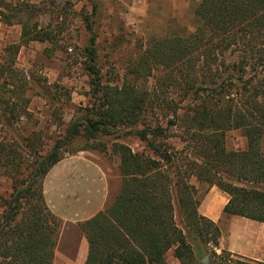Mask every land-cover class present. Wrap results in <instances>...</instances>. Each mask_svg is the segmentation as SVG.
<instances>
[{"label":"trees","instance_id":"1","mask_svg":"<svg viewBox=\"0 0 264 264\" xmlns=\"http://www.w3.org/2000/svg\"><path fill=\"white\" fill-rule=\"evenodd\" d=\"M23 10L0 0V21L12 25ZM195 15L193 31L151 39L127 76L113 85L102 82L92 33L85 69L99 102L95 111L77 117L35 168L40 181L24 178L27 185L5 201L0 264L53 263L61 221L43 195L46 173L64 157L60 149L69 140L124 128L146 146L135 152L115 143L122 185L104 210L81 223L89 242L85 264H171V249L177 264H203L192 238L218 249L222 231L200 212L203 193L194 178L230 195L226 215L264 222V0H200ZM84 19L92 31L90 17ZM18 22L21 44H8L0 55V177L22 174L27 156L42 150L39 132L25 135L18 127L31 115L32 92L55 99L49 85L18 65L17 54L31 40H58L24 18ZM155 74L153 85L140 83ZM232 129L247 137L246 149H227L225 133ZM214 254L220 264H264L238 261L234 257L243 256L227 249Z\"/></svg>","mask_w":264,"mask_h":264},{"label":"rangeland","instance_id":"2","mask_svg":"<svg viewBox=\"0 0 264 264\" xmlns=\"http://www.w3.org/2000/svg\"><path fill=\"white\" fill-rule=\"evenodd\" d=\"M5 1L9 2L11 7L25 10L13 18L16 23L12 25L0 21V55L8 44H21L23 25L18 22L21 18L38 30L54 35L58 42L55 44L47 40H31L22 44L17 54L18 65L34 73L44 85H49L50 93L55 99L32 92L29 106L31 115L24 117L18 127L25 135L33 131L39 132L43 139L42 150L37 155L27 156L22 174L0 177V214L5 201L12 198L19 188L27 185L28 181L23 180L24 178L28 180L30 177H36V181H40L41 175H35V168L39 169L44 157L66 138L71 124L77 117H81L86 111H95L99 100L93 95L91 77L85 69L88 59L85 49L89 46L92 33L96 34L97 64L101 70L102 82L111 85L121 83L151 39L184 34L195 29V9L200 0ZM85 15H88L93 23L92 31L86 27ZM157 74L148 79L142 78L140 83L153 85ZM55 85H58L57 91L63 95L59 96ZM127 130L128 128L118 129L111 134H102L96 139L69 140L60 149V156L81 153L93 157L105 169L113 190H118V194L123 177L119 155L114 151L115 143H125L135 152L143 151L146 146L139 137L126 134ZM225 134L227 149L240 151L247 148V137L242 130L232 129ZM14 177L18 178L17 181ZM193 182L203 193V200L212 186L200 183L195 178ZM178 223L186 232L187 227L180 216ZM60 228L61 223L59 230ZM192 243L203 264H220L214 251L220 253L225 248L220 245V248L215 249L211 242L202 244L199 238H192ZM205 259L207 263H204ZM234 259L247 262L244 257ZM167 260L171 264L179 262L173 249L167 253Z\"/></svg>","mask_w":264,"mask_h":264},{"label":"crops","instance_id":"3","mask_svg":"<svg viewBox=\"0 0 264 264\" xmlns=\"http://www.w3.org/2000/svg\"><path fill=\"white\" fill-rule=\"evenodd\" d=\"M105 169L91 156L66 155L53 164L43 180L49 209L61 221L52 264H85L89 242L81 223L104 210L116 196ZM230 195L212 186L199 210L217 222L221 248L243 257L264 261V222L241 215H226Z\"/></svg>","mask_w":264,"mask_h":264},{"label":"water","instance_id":"4","mask_svg":"<svg viewBox=\"0 0 264 264\" xmlns=\"http://www.w3.org/2000/svg\"><path fill=\"white\" fill-rule=\"evenodd\" d=\"M204 263H207V259H205Z\"/></svg>","mask_w":264,"mask_h":264}]
</instances>
